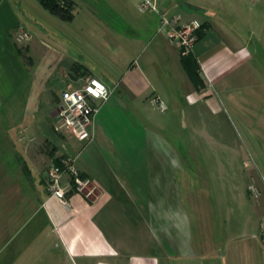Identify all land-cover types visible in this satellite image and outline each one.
<instances>
[{
  "label": "crops",
  "instance_id": "1",
  "mask_svg": "<svg viewBox=\"0 0 264 264\" xmlns=\"http://www.w3.org/2000/svg\"><path fill=\"white\" fill-rule=\"evenodd\" d=\"M71 1L72 19H61L69 23V29L65 30L69 33L57 36L55 44H43L47 53L53 52L56 57L52 63L65 83L62 90L68 85L78 86L84 78L94 76L110 91L94 116L90 150L80 155L77 165L92 180L96 190L90 197L69 192L68 205H61L46 190L43 170L38 169L43 154L34 152L36 157L32 158L26 141L36 133L48 139L51 143L50 163L71 149L62 142L61 136L70 138L71 146L77 147L73 142L75 138L54 131L53 122L50 136L45 130H37V121L43 123L40 118L32 120L33 127L30 126L32 121L19 127H25V133L29 131L30 134L23 140L18 137L22 149H13L14 165L8 168L0 163L3 166L0 170L5 174L4 178L0 177V195L4 196L0 199V264H173L171 259L187 256L192 245L184 210L178 209L179 205L169 204L168 197L165 206H157L162 200L154 198L149 190L143 192L147 195H141L139 191L137 196L126 191L127 186L137 187V182L114 178L115 184H112L103 177L106 167L109 168L103 156L133 155L139 150L149 155L159 154L154 139L156 132L165 128L166 114L163 113L168 107L179 112L182 122L201 116L202 101L210 113H218L222 109L218 92L233 89L227 77L249 64L251 50L241 38L238 22L226 18H231L229 12L232 10L224 7L222 2L149 0L164 13H178L183 20L196 18L202 24L201 34L187 53L198 64L200 84L195 85L182 65L181 57L187 54H181L158 30V13L138 11L141 0L89 1L77 5L78 10L75 1ZM192 11L216 22L195 16ZM217 84L218 88L214 89ZM237 90L241 100L235 101L234 105L248 115L245 124L248 135L264 137V99H249L264 97V83H253ZM51 91L57 97L53 100L46 97V104L53 105L51 116L54 117L60 94ZM243 91L248 92L247 98ZM154 97L163 101L166 108L160 109L153 101ZM39 128H42L41 124ZM194 131L202 135L201 131ZM26 156L32 159L31 164ZM101 158L106 166L100 164ZM171 159L176 158L171 155ZM168 165L182 168L176 160L164 163L163 168L160 167L162 172L147 186L167 187L160 182L168 176ZM148 166L152 172L156 168L153 160ZM20 171L24 173L22 178ZM101 171H104L102 175ZM14 183L18 184L16 189L4 191L3 187H13ZM26 183L29 188L25 187ZM38 187L43 188L42 195L32 196L30 191ZM32 206L41 211V223L35 224L33 230H11L16 219ZM257 207L264 214V198ZM209 244L206 240L202 246Z\"/></svg>",
  "mask_w": 264,
  "mask_h": 264
},
{
  "label": "rangeland",
  "instance_id": "2",
  "mask_svg": "<svg viewBox=\"0 0 264 264\" xmlns=\"http://www.w3.org/2000/svg\"><path fill=\"white\" fill-rule=\"evenodd\" d=\"M57 1L65 4L64 0ZM74 1L76 9L79 8L77 5L89 1L102 3V0ZM209 1L218 4L222 2L224 7L232 10L229 12L231 18H226L238 22L241 38L248 43L252 54L248 65L240 67L227 77L233 89L218 92L222 109L212 114L202 101L201 116L197 120L192 117L190 122H182L179 112L168 107L163 113L166 114L165 128L156 132L154 139L158 144L159 154L149 155L143 150L133 155L104 154L109 168L106 167L103 177L112 184H115L114 178L137 182V187L127 186L126 191L137 196L140 195L137 192L147 195L143 192L149 190L154 198L162 200L157 206H165L168 197L169 204L174 203L179 205L178 209L184 210L192 245L187 256L173 257V264H264V251H261L264 247L260 234V221L264 219V214L257 207L264 198V137L252 138L248 135L245 128L248 115L244 114L245 110L234 105L235 101L241 100L237 88L264 83V0ZM137 9L141 11L138 7ZM191 13L216 22L211 17L194 11ZM192 20L202 26L198 19ZM68 26L69 23L50 13L37 0H0V163L8 168L14 165L13 149H22L21 142L18 141V129L22 125L40 118L43 123L37 121V130H45L48 135L52 122H55V117L51 116L54 112L53 105L47 106L46 97L52 100L57 97L51 89L59 96L65 83L56 74L57 70L52 63L56 61L54 53H47L43 43L55 44L57 36L69 33L65 31L69 29ZM20 27L28 31V40L17 39ZM50 63L52 66H49ZM243 92L247 98L248 92ZM249 99L262 100L264 97ZM40 124L42 128H39ZM30 126H34L33 121ZM194 129L201 131L202 135L196 134ZM23 133L30 134L29 131ZM60 139L67 148L71 147L62 155L76 157V164L79 165L78 158L90 150V143L84 144L74 139L77 147H73L70 138L67 140L61 136ZM48 141L39 133L32 140L26 141L29 142L26 146L30 148L32 158L36 157L34 152L43 154L44 159L39 162L38 168L41 171L49 165L51 143ZM171 150V155L182 168L168 165V176L164 178L165 181L160 182L167 187L147 186L151 179L162 172L160 167L164 163L175 162L168 155ZM95 157L99 158V155L95 154ZM31 160L28 159L30 164ZM151 160L156 166L153 172L148 166ZM101 163L102 166L105 165L102 158ZM2 172L1 169L0 177L5 175ZM103 173L101 171L100 175ZM23 174L20 171L21 178ZM250 184L260 191L257 196L249 190ZM13 185L3 187L4 191L18 187L16 183ZM25 187L29 188V185L26 183ZM42 190V187H38L30 193L40 197ZM2 197L4 196L0 195L3 200ZM33 206L16 219L11 230H33L35 224L37 226L41 223V211ZM206 240L211 245L203 247Z\"/></svg>",
  "mask_w": 264,
  "mask_h": 264
},
{
  "label": "built area",
  "instance_id": "3",
  "mask_svg": "<svg viewBox=\"0 0 264 264\" xmlns=\"http://www.w3.org/2000/svg\"><path fill=\"white\" fill-rule=\"evenodd\" d=\"M141 11L156 12L159 15L158 30L165 34L168 41L175 45L181 54H187L193 47L197 39V29L200 25L195 20H183L178 13H164L159 7L149 0H141L138 4ZM30 38L26 29L21 28L17 32L18 40H28ZM110 94L107 86L97 77L88 76L84 78L78 86L68 85L60 92V103L55 114L53 130L69 137H74L84 144L89 143L93 138V122L100 102L108 98ZM153 101L165 109L166 106L158 97ZM26 128L19 130V139H25ZM34 136L29 137L32 140ZM76 157L71 155L59 156V163L50 162L46 169L42 171L46 190L54 196L58 202L68 205L67 194L69 192H80L86 197L94 194L96 186L88 176H82L78 168ZM249 190L254 196L260 191L250 184ZM262 247H264V219L260 221Z\"/></svg>",
  "mask_w": 264,
  "mask_h": 264
},
{
  "label": "trees",
  "instance_id": "4",
  "mask_svg": "<svg viewBox=\"0 0 264 264\" xmlns=\"http://www.w3.org/2000/svg\"><path fill=\"white\" fill-rule=\"evenodd\" d=\"M40 5L47 9L50 13L57 16L60 19L70 21L73 17L72 13V1L64 0L65 4H59L57 0H38ZM202 26L198 28L197 35L201 34ZM182 65L188 73L190 79L195 85L200 84V80L198 78L197 69L198 64L196 59L191 55L187 54L186 56L181 57ZM53 162L56 164L59 163V157H56ZM82 176L85 174L82 172Z\"/></svg>",
  "mask_w": 264,
  "mask_h": 264
},
{
  "label": "water",
  "instance_id": "5",
  "mask_svg": "<svg viewBox=\"0 0 264 264\" xmlns=\"http://www.w3.org/2000/svg\"><path fill=\"white\" fill-rule=\"evenodd\" d=\"M191 7H192V8H198V7H195V6H193V5H191ZM160 11H161V10H160ZM161 12H162V11H161Z\"/></svg>",
  "mask_w": 264,
  "mask_h": 264
}]
</instances>
